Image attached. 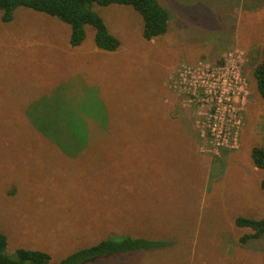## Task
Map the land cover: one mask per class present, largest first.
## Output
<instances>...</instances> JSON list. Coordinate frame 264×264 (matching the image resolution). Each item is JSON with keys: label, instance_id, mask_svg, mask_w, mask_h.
<instances>
[{"label": "rangeland", "instance_id": "1", "mask_svg": "<svg viewBox=\"0 0 264 264\" xmlns=\"http://www.w3.org/2000/svg\"><path fill=\"white\" fill-rule=\"evenodd\" d=\"M157 2L167 28L150 40L131 7L93 4L120 42L113 52L95 47L88 25L71 47L68 25L25 7L0 21V232L8 257L38 250L58 264L131 236L163 244L83 264H264V234L241 242L251 231L234 222L264 218V170L250 159L253 147L264 149V100L252 79L264 56V0ZM233 49L245 63L229 95L199 90L192 100L174 88L178 68H218ZM215 108V129L227 128L228 145L237 143L219 156L205 150L207 137L202 149L196 123Z\"/></svg>", "mask_w": 264, "mask_h": 264}, {"label": "trees", "instance_id": "2", "mask_svg": "<svg viewBox=\"0 0 264 264\" xmlns=\"http://www.w3.org/2000/svg\"><path fill=\"white\" fill-rule=\"evenodd\" d=\"M93 4L131 7L142 18L141 36L145 40L160 36L166 31L168 12L157 0H0V21L3 23L10 22L13 18L14 9L25 7L54 17L68 25L70 27L69 45L71 47H78L84 41L86 36L85 26L88 25L94 29L95 47L99 50L113 52L120 46V42L109 32L103 18L94 11ZM262 48L264 54V43ZM252 79H254L257 92L264 100V56L255 65L252 71ZM171 89L177 93L173 86ZM96 125L101 126L100 123ZM250 159L255 168L264 170V149L253 147L250 150ZM260 189L264 190V179L260 182ZM234 222L237 227L251 231V233L240 238L241 242L259 239L264 234V218L238 217ZM162 244L161 241L142 237L119 236L115 239L108 238L71 253L58 264H83L98 257L126 251L156 248ZM6 246V236L0 232V264H47L50 260V256L46 252L28 249H18L15 257L11 258L5 254Z\"/></svg>", "mask_w": 264, "mask_h": 264}, {"label": "built area", "instance_id": "3", "mask_svg": "<svg viewBox=\"0 0 264 264\" xmlns=\"http://www.w3.org/2000/svg\"><path fill=\"white\" fill-rule=\"evenodd\" d=\"M236 56L237 59H233V63H230L229 59ZM223 61V62H222ZM221 63L222 66L218 68L211 67L208 62H203L200 64V67L196 70H192L191 67L182 66L178 68L175 73V82L173 83L174 88L178 91V93H184L195 99L196 93L199 90H203L207 95L215 96V94L219 93L220 90H224L225 92L222 96L229 95V91L231 90V79L236 82V79L240 75V69L243 68L245 63V54L242 51L237 49H233L231 52L229 51L227 56L222 57ZM230 71L231 76H226V74ZM225 77L228 78L229 82H226ZM222 79L221 83L219 81ZM239 82V80L237 81ZM220 102H224L228 104L229 99L227 97H223V99H219ZM192 102V101H189ZM200 102L197 101V109L199 108ZM200 114V113H199ZM217 109H213L209 117L204 118L201 115V121H197V128L199 130V139H201V147L202 149L204 141L210 140V150L212 154L218 155L225 151H232L236 149L233 142L236 140H231V143L234 145H228L229 142V134L230 131L226 128V130L222 133L215 129L214 120L216 118ZM206 126V128H205ZM236 136V134H235ZM238 142V141H237Z\"/></svg>", "mask_w": 264, "mask_h": 264}, {"label": "crops", "instance_id": "4", "mask_svg": "<svg viewBox=\"0 0 264 264\" xmlns=\"http://www.w3.org/2000/svg\"><path fill=\"white\" fill-rule=\"evenodd\" d=\"M90 53H94V51H90ZM224 154H225V153H224ZM227 154H228V153H227ZM227 154H226V155H227Z\"/></svg>", "mask_w": 264, "mask_h": 264}]
</instances>
